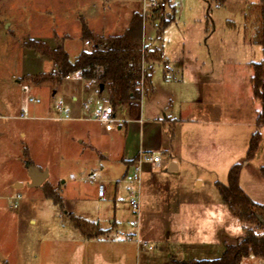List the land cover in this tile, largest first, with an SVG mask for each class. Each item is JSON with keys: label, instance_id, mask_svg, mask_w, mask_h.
<instances>
[{"label": "rangeland", "instance_id": "rangeland-1", "mask_svg": "<svg viewBox=\"0 0 264 264\" xmlns=\"http://www.w3.org/2000/svg\"><path fill=\"white\" fill-rule=\"evenodd\" d=\"M257 2L259 0H227L224 7L217 8L214 4L209 6L204 0H170L168 8L160 13H169V6H174L175 22L160 31L161 22L153 20L152 16L146 17L143 45L150 44V49L157 47L166 52L175 44L179 46L183 40L186 46L199 52V47L206 48L208 37L204 31H208V34L214 35L217 45L218 41L228 42L227 52L231 46V50L236 52L242 62L237 70L247 73L244 62L264 61V51L251 45V52L241 50L239 53L235 42L243 38L252 40L253 20L245 21L244 15L246 4ZM140 7L141 0H0V117L3 123L0 132L8 138L12 137L14 142H19V131L30 133L33 147V155L30 157L33 161H51V180L65 183L57 191L63 202L64 209H61L45 198L44 185L37 189L28 187L26 168L16 162V157L21 164L25 160L21 144L16 151L14 144L1 140L0 256L9 264H145L146 261L155 264L156 259H166L169 247L182 253L185 259L213 260L221 257L224 239L232 242L243 235V226L227 213L218 189L214 184H207L209 179L212 183L218 181L226 185L229 167L245 163L248 140L243 131L237 132L233 153L215 167L216 173L207 165L199 172L183 166L178 178L171 184V190L162 188L165 180L156 173L158 187L155 190L158 192L149 196H152L156 213L144 215L142 221L141 218L137 221L129 205L131 187L118 176L119 164L112 163L107 169V166L99 163L93 168L95 172L80 163L60 165L57 162V149L54 145H58L51 139V126L54 123L44 120V113L40 111H44L42 107L46 92L51 94L68 81L64 87L68 96L82 82L78 75H70V78L62 79L60 84L42 81L39 87H44L46 92L35 89L38 84L31 83L30 79L57 74H53L56 67L46 57L30 49L29 43L49 41L53 48L64 45L70 60L74 61L81 51L90 49L81 40L83 23L99 35L118 34L124 31L129 12L139 13ZM145 63L148 67L149 62ZM154 69V78L162 79L164 64H157ZM228 69H231V65L226 67V71ZM60 97V94L56 96L55 104ZM240 98L237 95L233 102L242 108L239 119L247 122L253 118L252 110ZM32 99L34 102H31ZM106 99L107 95L104 94L102 98H93L88 102L96 110ZM36 110L40 113H36ZM22 114L26 116L25 120L20 119ZM121 114H125V111L121 110ZM115 128L112 124L106 129ZM261 146L263 152L264 140ZM7 150L9 153H6ZM263 160L259 155L246 172V181L256 189L262 201L264 180L252 181V175L256 174L255 169L257 171L263 165ZM101 166L106 167L109 176H117L119 192L116 193V182L107 183L105 196L98 192L96 184L88 183L89 178L99 179ZM91 171L94 174L91 175ZM197 179L205 182L203 188H198ZM15 182L21 186L14 188L12 184ZM176 193L178 199L184 202L182 212L174 213V216L164 214L170 205L175 204ZM17 195L20 196L18 207L11 209L7 199ZM70 214L88 221H97L102 228H110L112 221L115 224L105 238L86 241L70 224ZM31 220L35 223L32 224ZM130 221H137L138 227L130 226ZM172 225L179 234L173 235L176 242L167 240L168 228ZM115 228L120 235H115ZM138 229L142 230L138 240L152 245L154 252L147 254L145 249L137 245V238L122 241L123 238L132 239L127 234H135ZM179 239H184L185 243H180ZM0 264L7 262L2 260ZM245 264L252 263L247 261Z\"/></svg>", "mask_w": 264, "mask_h": 264}, {"label": "crops", "instance_id": "crops-1", "mask_svg": "<svg viewBox=\"0 0 264 264\" xmlns=\"http://www.w3.org/2000/svg\"><path fill=\"white\" fill-rule=\"evenodd\" d=\"M251 4L253 3L246 4V10ZM133 13L135 12H129L127 23L124 25L125 29L128 27ZM139 13H141V7ZM229 24L231 23L229 22ZM124 31L104 36L121 35ZM204 35L208 37V40H206V48L199 47L200 53L186 46L183 40L179 42V46L175 44L166 52L159 50L157 47L150 49V44H148L147 47L150 51L159 50L162 56L161 62L150 61L148 64V68L150 67L152 72L150 93L141 100L135 116L130 114L127 106L113 109L114 120L108 126L101 125L95 121L97 109H92L91 104L88 102V100H92L93 98L100 99L104 94L107 95L106 100H108L105 88L103 91H100V87L95 83L83 80L80 77L82 85L74 87L68 96L67 91L64 89L65 82L68 81L63 82L61 87L53 90L51 94L46 92L44 87H39V85L35 88L46 92L44 106L42 107L44 111L40 112L44 113L45 117H42L44 120L54 123L51 126V139L58 145H54V148L57 149L55 155L60 165H78L80 163L81 166L95 171L93 168L99 163H103L107 166V169L111 167L112 163H117L120 166L118 176L124 181L127 175L131 172L134 173L138 166V161L143 155H153L161 158L162 164L159 167L147 163L141 164V184L138 187L141 221L144 215L156 213L154 211V204L152 203V196L149 198L150 195L158 192L155 190L158 187L156 185V173L161 175L165 180V186L162 187L164 190H171V184L178 178V174L181 172L183 166L192 167L199 172L202 171L204 165H207L213 173H216L215 167L223 160L226 161L233 153L236 146L237 134L242 131L248 140L245 152L246 160L250 139L256 131V117L260 110V105L253 99L251 86L253 74L251 64L255 62H244L247 73H242L240 70H237L240 68L242 62L236 52L231 50V46H229V52H227L226 45L228 42L218 41L217 45V42L213 39V34H208V31H204ZM44 42L51 50L57 48V46L53 48L49 41ZM219 43L224 47H220ZM235 44L238 45L237 51L239 53L241 50L251 52V45H254L252 40H246L245 38L236 41ZM62 46L64 47V45ZM254 46L259 47L257 45ZM221 51L227 55L220 53ZM161 63L164 66L169 65L170 69L168 71L163 70L162 79H155L154 68L157 64ZM230 65L231 69L226 71V67L229 68ZM58 94L61 97L59 102L55 104V98ZM237 95L241 97V102H244V105L249 106L250 110H252L253 118H249L247 122L239 119V113L242 108L235 106L233 102V98H236ZM31 102H34V100L32 99ZM231 102L233 103L231 104ZM63 103L64 107L62 106ZM87 105L89 109L86 108ZM59 106H62L64 110L61 115H59L56 109ZM121 110H124L125 114H121ZM40 112L36 110V113ZM23 115H21L20 119L25 120L26 116L24 115L25 117L23 118ZM95 124L99 126H95ZM112 124L116 128L107 130L106 128ZM1 126H3V123L0 117ZM260 132L262 140L259 150L253 160H246L243 163L239 183L244 193L252 201L264 205V201L260 200L261 196L256 193V189L246 181V172L252 167L251 164L256 161L259 155L264 159V150L262 152L261 146L264 140V126L261 127ZM18 135L19 142L17 140L14 142L12 137L8 138V136L0 132V143L2 144L1 140L5 139L10 144H14L13 146L17 149L16 151L20 149L21 144V151L24 154L25 160L21 164L16 157V162L25 168L26 164L29 163L40 172H48V178L45 183L48 182V185L52 189L58 191L61 185L65 183L60 184L58 181L53 182L51 180V161H40L37 159L33 161L30 157L33 155L30 133L19 131ZM6 153H9V151L7 150ZM262 164L258 167L257 171L256 169L254 170L256 174L252 175V181L264 180V160ZM231 167L227 171V177ZM105 168L104 166L99 168V179L92 177L95 180L92 184H96L98 192L104 196L108 191L106 186L108 182H116V193L119 192V180H117V176L113 177L111 174L109 176ZM26 171V182L29 187L31 179L27 168ZM93 171L90 172L91 175L94 174ZM85 181L87 182L86 179ZM196 182L198 188L204 187L205 182L202 179H197ZM217 182L213 181L212 183V180L207 179L209 186L212 184L215 186ZM88 183L91 182L88 181ZM12 185H14V188L18 185L21 186V184L16 182ZM177 189L179 190V186ZM175 196L177 197L175 204L170 205L164 214L174 216V213L182 212L184 202L178 199L177 193ZM225 209L227 211L226 207ZM227 213L229 212L227 211ZM30 222L32 224L35 223L34 220ZM111 223L112 226L110 228H101L110 230L115 224L113 221ZM114 232H116L115 235L117 236L119 231L115 228ZM127 235L132 236V239L128 241H132L134 238L138 240L142 235V230L138 229L137 233ZM173 235L177 236L179 234L176 227L172 225L168 228L167 240L176 242L173 240ZM122 241L127 240L123 238ZM179 241L180 243H185L184 239H179ZM222 246L224 248L223 243ZM178 252L171 250L169 247L166 259H156L155 264H169L174 259L183 261L196 260L185 259L184 255ZM0 258V262L3 260L9 264L2 255ZM248 262L261 264L260 261L252 259L248 260ZM151 263L146 261L145 264Z\"/></svg>", "mask_w": 264, "mask_h": 264}, {"label": "trees", "instance_id": "trees-1", "mask_svg": "<svg viewBox=\"0 0 264 264\" xmlns=\"http://www.w3.org/2000/svg\"><path fill=\"white\" fill-rule=\"evenodd\" d=\"M168 5L170 0H165ZM217 8L225 6L227 0H204ZM169 13L156 11L149 15L160 21V31L175 22V7L169 6ZM162 11V10H161ZM148 16V17H149ZM208 16V15H207ZM245 21L253 20L254 35L252 43L264 50V0L248 6L244 15ZM144 18L141 13H133L128 27L121 35L104 36L91 31L82 24L81 40L90 49L82 51L74 61L70 60L63 46L51 50L43 42H30L29 48L49 59L57 69V76H40L30 79L33 84L50 81L62 83V79L70 75H78L86 81L103 85L108 94V101L113 109L122 106L129 108L135 116L142 100L140 83L144 75L146 82L145 96L150 93L151 68L144 69V62H161L159 50L150 51L143 45ZM234 27V26H233ZM251 86L253 99L259 103L260 110L256 117V131L252 135L246 154V160L255 158L262 140L260 129L264 126V62L252 63ZM241 164L231 167L226 185L215 183L227 211L243 227V235L235 241L223 240L224 252L213 260H172L169 264H245L248 260L264 262V205L252 201L240 187ZM44 196L55 206L63 208L59 193L48 184H44ZM69 222L79 231L85 240H97L110 233L99 223L68 215ZM168 264V263H164Z\"/></svg>", "mask_w": 264, "mask_h": 264}, {"label": "built area", "instance_id": "built-area-1", "mask_svg": "<svg viewBox=\"0 0 264 264\" xmlns=\"http://www.w3.org/2000/svg\"><path fill=\"white\" fill-rule=\"evenodd\" d=\"M166 8H168V3L165 0H141V15L142 17L145 19L146 17H148L149 15L153 14L156 11H161V10H165ZM143 67L144 69H146V63H143ZM165 70H169L170 67L169 65H165L164 66ZM53 74H57V70H53ZM67 78H70V76H68ZM140 90H141V96L142 99L145 96V90H146V82H145V77L143 75L141 83H140ZM87 109H89V106H86ZM63 108L62 106H59L57 108V112L59 113V115H61L63 113ZM113 116H114V111H113V107L111 106L110 102L108 100L104 101V104H102L101 106H99L97 108V114H96V118L95 121H97L98 123H100L101 125L104 126H108L113 122ZM23 118L25 117L24 115L22 116ZM142 163H147V164H151L154 165L155 167H159L162 164V160L160 157H156L153 155H143L139 161H138V166L136 167L135 171L133 174L131 175H127L125 177V182L128 183L130 185V189H129V205L133 211V213L137 216L136 219L137 221L140 218V206H139V201H138V187L141 184V164ZM89 182L93 183L95 182V180L93 178L89 179ZM20 199V196H14L12 198H8V204L10 206L11 209H17L18 207V200ZM137 221H130L129 225L132 227H138ZM117 235H120L119 233H117ZM126 239V238H124ZM131 240V239H127ZM137 245L142 248L145 249L146 253H152L155 251V248L150 245L147 242H143L140 240L136 241Z\"/></svg>", "mask_w": 264, "mask_h": 264}, {"label": "water", "instance_id": "water-1", "mask_svg": "<svg viewBox=\"0 0 264 264\" xmlns=\"http://www.w3.org/2000/svg\"><path fill=\"white\" fill-rule=\"evenodd\" d=\"M104 90V86H100V91ZM26 168L28 169L29 177L31 179V183L29 187L38 188L41 187L48 178V172H40L29 163L26 164Z\"/></svg>", "mask_w": 264, "mask_h": 264}]
</instances>
